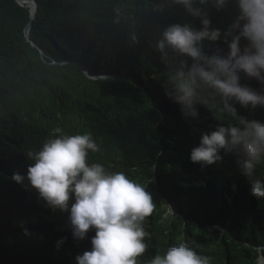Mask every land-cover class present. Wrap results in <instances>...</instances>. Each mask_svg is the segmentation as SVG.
I'll return each instance as SVG.
<instances>
[{
	"label": "trees",
	"instance_id": "16d2710c",
	"mask_svg": "<svg viewBox=\"0 0 264 264\" xmlns=\"http://www.w3.org/2000/svg\"><path fill=\"white\" fill-rule=\"evenodd\" d=\"M37 2L33 16L31 1L0 0V264H76L91 250L94 229L74 238L68 212L47 206L27 178L12 179L16 172L27 177L34 163L28 153L57 127L91 132L101 151L90 152L89 163L123 171L152 193L157 207L144 222L149 247L139 264L179 242L211 264H255V248L264 245V198L250 189L252 180H264V163L246 177L234 153L222 150L223 160L208 166L191 161L203 132L238 124V117L217 102L211 110L197 105L199 118H186L166 95L168 73L155 48L168 25L200 28V19L170 0ZM203 8L211 27L223 31L239 11L236 0L220 10L209 0ZM209 43L229 50L223 32L205 41L206 51ZM246 43L242 38V48ZM240 75L241 84L264 92V84ZM235 107L239 116L264 121V107Z\"/></svg>",
	"mask_w": 264,
	"mask_h": 264
},
{
	"label": "clouds",
	"instance_id": "9594fccd",
	"mask_svg": "<svg viewBox=\"0 0 264 264\" xmlns=\"http://www.w3.org/2000/svg\"><path fill=\"white\" fill-rule=\"evenodd\" d=\"M229 0H211L217 9ZM238 15L226 31L211 27V19L203 6L209 0H170L199 18L201 27L190 23H173L164 28L155 48L165 65L166 95L180 105L182 114L199 118L197 105L208 110L219 102L222 109L238 124H218L214 130L203 132L200 144L193 147L190 159L203 166L223 160L221 151L237 155V164L246 177H252L264 163V121L239 116L235 104L244 108L264 107V92L241 84V73L264 84V0H236ZM119 13V9H116ZM223 32L225 53L217 42ZM247 43L241 46V40ZM191 59V64L188 62ZM100 79H105L103 75ZM101 151L91 132L62 134L53 129L41 149L29 152L34 161L28 166L27 177L20 172L12 179L23 184L25 178L39 197L52 209L68 212L73 237L83 240L89 231L91 250L76 256V264H139L148 250L149 233L144 222L156 211L152 193L123 171L110 172L101 163H89V154ZM250 192L264 198V180L251 181ZM169 207L168 212L173 213ZM25 234H30L25 229ZM57 241V248L65 242ZM255 264H264V245L255 248ZM149 264H211V257L198 253L187 242L170 246L155 255Z\"/></svg>",
	"mask_w": 264,
	"mask_h": 264
},
{
	"label": "water",
	"instance_id": "95a60500",
	"mask_svg": "<svg viewBox=\"0 0 264 264\" xmlns=\"http://www.w3.org/2000/svg\"><path fill=\"white\" fill-rule=\"evenodd\" d=\"M18 1H19L20 3H24V2H26V0H18ZM29 1H31V2L34 3V7H35V9H34V15H33V16H35V15H36V11H37V9H38V2H37V0H29ZM29 27H30V24H29V26H28L27 29H26V33H27L28 38L30 39V36H29ZM33 44L36 45L35 42H33Z\"/></svg>",
	"mask_w": 264,
	"mask_h": 264
},
{
	"label": "rangeland",
	"instance_id": "374dc122",
	"mask_svg": "<svg viewBox=\"0 0 264 264\" xmlns=\"http://www.w3.org/2000/svg\"><path fill=\"white\" fill-rule=\"evenodd\" d=\"M26 1H29V0H26Z\"/></svg>",
	"mask_w": 264,
	"mask_h": 264
}]
</instances>
